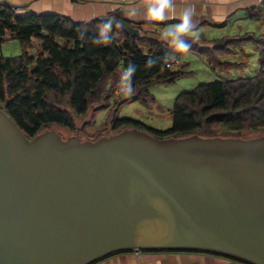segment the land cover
Returning a JSON list of instances; mask_svg holds the SVG:
<instances>
[{
  "label": "water",
  "instance_id": "95a60500",
  "mask_svg": "<svg viewBox=\"0 0 264 264\" xmlns=\"http://www.w3.org/2000/svg\"><path fill=\"white\" fill-rule=\"evenodd\" d=\"M138 36L122 18H98ZM194 249L264 264V136L27 138L0 106V264Z\"/></svg>",
  "mask_w": 264,
  "mask_h": 264
},
{
  "label": "trees",
  "instance_id": "16d2710c",
  "mask_svg": "<svg viewBox=\"0 0 264 264\" xmlns=\"http://www.w3.org/2000/svg\"><path fill=\"white\" fill-rule=\"evenodd\" d=\"M246 15L264 25V1L258 7L247 9ZM135 27L140 34L131 36L122 30L106 28L99 19L77 22L56 13L21 14L13 5L0 4V50L9 38L32 44V52L23 50L19 56L8 58L0 55V106L29 139L56 125L75 131L76 118L86 115L90 109L96 113L109 107L111 101L120 107L138 99L154 100L149 95L152 85L171 82L185 74L182 69L167 67L166 57L179 59L193 52L204 58L212 69H227L242 66L229 58L250 43L258 52L257 73L201 84L179 94L170 109L168 128L157 129L137 119L114 116L103 131L108 127L116 133L136 128L159 139L191 135L229 137L234 135L224 133L244 132L264 135V31H247L212 40L202 35H183L182 39L190 45L183 52L177 50L167 35H155L152 27L145 28L142 24ZM150 60L153 63L149 66ZM130 63L136 66V72L132 77L134 92L128 96L120 90V64L126 68ZM93 122L90 118L87 125ZM103 131H98L94 139L103 135Z\"/></svg>",
  "mask_w": 264,
  "mask_h": 264
},
{
  "label": "crops",
  "instance_id": "0c3cea01",
  "mask_svg": "<svg viewBox=\"0 0 264 264\" xmlns=\"http://www.w3.org/2000/svg\"><path fill=\"white\" fill-rule=\"evenodd\" d=\"M264 0H0V4L15 6L21 14L29 12L56 13L77 22H88L103 16L122 18L131 25L142 24L152 27L155 35H166L181 22L186 9H195L193 17L195 27L185 35H202L208 40L225 35L243 34L258 29V23L246 15V10L258 7ZM165 2L170 7L164 8V19L147 17L149 7L162 6ZM264 27V25H262ZM256 31V30H255ZM245 51L237 49L236 57ZM258 54V52H257ZM1 55V54H0ZM2 56V55H1ZM204 62L205 59L202 58ZM207 63V62H206ZM209 66V65H208ZM210 67V66H209ZM134 119V118H133ZM138 120V119H137ZM145 124L160 127L151 122ZM155 121V120H154ZM158 122V121H157ZM90 264H247L221 254L204 251H146L124 250L115 252Z\"/></svg>",
  "mask_w": 264,
  "mask_h": 264
},
{
  "label": "rangeland",
  "instance_id": "374dc122",
  "mask_svg": "<svg viewBox=\"0 0 264 264\" xmlns=\"http://www.w3.org/2000/svg\"><path fill=\"white\" fill-rule=\"evenodd\" d=\"M258 28L259 30L254 29V31H264V27L259 23ZM31 48L32 44L30 43H21L17 39L9 38L2 44L0 54L7 58L16 57L19 56L23 50L30 52ZM243 50L245 54L242 56L236 57V55H233L229 58L232 61L242 63L240 64L242 66H233L227 69H212L199 55L193 52H187L179 58L178 64L172 68V70L182 69L185 74H182L174 81L152 85L149 89V95L154 100L143 102L138 99L124 103L120 107L115 106L111 101L109 107L99 109L95 111L96 113H93L92 109H90L86 115L77 117V129L75 131H70L57 125L53 126L52 129L60 133L64 139L69 136H77L80 140L94 141L96 140L94 138L97 136L96 134L98 131H103L105 126H109L114 116L118 118H134L144 120L145 122L151 121L154 125L158 123L162 128L165 127L166 124L168 126L171 122L170 109L173 106L175 98L179 94L188 92L201 84L249 77L257 73L260 66L257 60V50L250 43L244 45ZM90 118H92L94 122L91 125H87ZM114 133H116V131L108 127V130L103 131V135L101 136H109ZM224 134L234 135L229 137H240L245 139L264 136L253 132Z\"/></svg>",
  "mask_w": 264,
  "mask_h": 264
},
{
  "label": "clouds",
  "instance_id": "9594fccd",
  "mask_svg": "<svg viewBox=\"0 0 264 264\" xmlns=\"http://www.w3.org/2000/svg\"><path fill=\"white\" fill-rule=\"evenodd\" d=\"M171 5L165 2L162 6H153L149 7L146 13L147 17H151L153 19H164V8L170 7ZM196 15L195 9H186L181 17V22L178 24L173 30L168 32L166 35L170 38L171 42L176 46L177 50L187 52L190 45L182 39L183 35L192 31L195 27V23L193 21V17ZM110 27L107 25L106 28ZM105 41H107V35L104 36ZM99 42V41H97ZM167 60H175V56H168L165 58ZM148 65L150 66L153 61H148ZM136 72V66L133 64H129L124 70L121 77L122 82V92L125 95L131 96L134 92V88L132 86V77Z\"/></svg>",
  "mask_w": 264,
  "mask_h": 264
},
{
  "label": "built area",
  "instance_id": "2783aa9c",
  "mask_svg": "<svg viewBox=\"0 0 264 264\" xmlns=\"http://www.w3.org/2000/svg\"><path fill=\"white\" fill-rule=\"evenodd\" d=\"M15 9L17 10L18 8L15 7ZM178 58H176L175 60H165L166 61V66L167 67H173L177 64L178 62ZM120 69H121V74H123V70L125 69V67L123 66V64H120ZM120 90H122V87L120 88ZM141 251V250H138Z\"/></svg>",
  "mask_w": 264,
  "mask_h": 264
}]
</instances>
